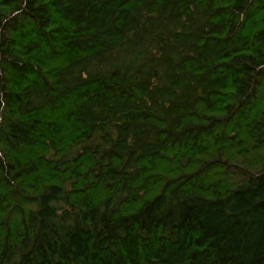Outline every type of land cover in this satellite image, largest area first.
Returning <instances> with one entry per match:
<instances>
[{"label":"trees","instance_id":"trees-1","mask_svg":"<svg viewBox=\"0 0 264 264\" xmlns=\"http://www.w3.org/2000/svg\"><path fill=\"white\" fill-rule=\"evenodd\" d=\"M0 264H264V0H0Z\"/></svg>","mask_w":264,"mask_h":264}]
</instances>
